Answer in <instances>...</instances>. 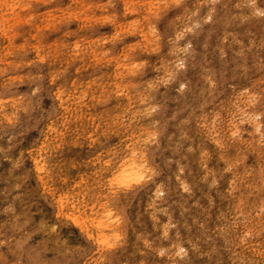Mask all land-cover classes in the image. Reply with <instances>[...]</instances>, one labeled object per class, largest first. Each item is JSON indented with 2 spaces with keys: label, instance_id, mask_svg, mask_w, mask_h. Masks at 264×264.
<instances>
[{
  "label": "rangeland",
  "instance_id": "rangeland-1",
  "mask_svg": "<svg viewBox=\"0 0 264 264\" xmlns=\"http://www.w3.org/2000/svg\"><path fill=\"white\" fill-rule=\"evenodd\" d=\"M262 132L264 0H0V264H264Z\"/></svg>",
  "mask_w": 264,
  "mask_h": 264
},
{
  "label": "bare ground",
  "instance_id": "bare-ground-1",
  "mask_svg": "<svg viewBox=\"0 0 264 264\" xmlns=\"http://www.w3.org/2000/svg\"><path fill=\"white\" fill-rule=\"evenodd\" d=\"M252 100V99H251ZM243 114V113H241ZM256 116L257 114H255L254 112L250 114V116H247V118L245 119L246 120V123H245V128H244V138L242 139H239L238 141H241V142H245L246 140H249V139H246L247 137H252L253 134H255V132L258 131V128H259V123L256 121ZM260 129V128H259ZM261 132H259L260 134ZM263 133V132H262ZM264 135V133H263ZM262 135V136H263ZM259 137V135H257ZM264 137V136H263ZM254 138V137H253ZM251 139V138H250ZM235 140V139H234ZM251 141V140H250ZM249 143L248 144H251L252 147H253V144L252 143ZM254 141V140H253ZM236 142V141H235ZM245 142V143H246ZM234 143V142H233ZM237 143V142H236ZM246 143V144H247ZM235 144V143H234ZM233 144V145H234ZM135 144H132V146H134ZM237 145V144H236ZM239 145V144H238ZM217 146H218V143L216 144V151H217ZM245 146V145H244ZM234 148V147H233ZM133 152H136V148L133 147ZM144 149V148H143ZM237 149V148H236ZM235 149V150H236ZM130 150V149H129ZM143 152V151H142ZM219 153V151H218ZM33 154V153H32ZM138 154V152H137ZM264 156V155H263ZM128 158V157H127ZM126 158V159H127ZM132 158V157H131ZM264 158V157H263ZM35 159V158H34ZM36 160V159H35ZM147 160V159H146ZM262 161V160H260ZM128 162V161H127ZM11 163V162H10ZM22 163V162H21ZM129 163V162H128ZM146 162H144L145 164ZM262 163V162H261ZM261 163H260V166H258V171H257V175L256 176H253V175H250L248 173H246V180L245 181H242V184L240 185L239 187V192H238V195H237V198L236 199H239L240 202L242 201L243 203V211L246 213V217H247V220L246 221V224L244 226L246 232L245 233H253V237H258L260 235V229L262 227V218L260 216V213L259 211L262 209V206L264 205V166H261ZM38 164V163H37ZM20 165V164H19ZM127 165V164H126ZM129 165V164H128ZM129 167L127 169L128 172L126 173H123V174H120V176L123 177V180L124 181H127L130 182L132 181V179L134 180L135 179H138V177L141 178V176L143 175L142 174V170H143V167L144 165L143 164H140L139 165V162L137 164V162L135 161H132V163L130 164V166H127ZM126 167V168H127ZM18 168V167H17ZM38 169V168H37ZM147 169V168H146ZM40 171V168L38 169ZM43 170V168H42ZM66 170V168H65ZM148 170V169H147ZM124 171L125 172V168L124 170H121V172ZM148 172V171H147ZM140 174V175H138ZM145 175V174H144ZM143 175V176H144ZM41 177V176H40ZM139 178V179H140ZM143 178V177H142ZM126 182V183H128ZM199 190V189H198ZM202 191V190H201ZM157 189L154 187L153 191H152V198L154 201H159V199L157 198L158 197V194H157ZM233 192L230 193L229 195L232 196ZM48 196V195H47ZM218 198L220 199H223L225 200V196L221 193V192H217V195ZM133 199V198H132ZM235 197H231V202H234L235 200ZM60 200V199H59ZM57 202V201H56ZM159 203H161L159 201ZM242 208V207H241ZM181 212V211H180ZM188 212V211H187ZM178 213V212H177ZM180 214V213H178ZM183 215V214H181ZM64 216V215H63ZM69 216V215H68ZM67 217V216H66ZM60 218V217H59ZM71 220H72V217H70ZM171 219V218H170ZM184 222V221H183ZM66 223V222H65ZM155 223V222H154ZM193 223V221H192ZM237 223V222H236ZM182 224H185V223H182ZM193 226V225H192ZM243 227V226H242ZM178 231V230H177ZM195 231V230H194ZM240 233V232H239ZM242 233V232H241ZM180 234V233H179ZM192 234V233H191ZM181 235V234H180ZM185 235H187L185 233ZM193 235V234H192ZM179 236V235H178ZM178 236L174 235L173 237V242L171 243V248L174 249V250H177V246L178 243ZM245 236V235H244ZM181 237V236H180ZM196 238V237H195ZM190 240V239H189ZM198 240V239H197ZM196 240V241H197ZM191 241V240H190ZM242 243H244V241H240ZM192 246V249L194 251H196L197 248L194 247V245L192 244H189ZM243 247L245 246V243L242 244ZM200 246V245H199ZM202 246V245H201ZM194 247V248H193ZM201 252V251H200ZM226 255V254H225ZM228 256V255H227ZM256 256V255H255ZM256 259L257 260H262L260 257L256 256ZM229 261V263L233 264L232 261L230 260H227ZM244 261V260H243ZM236 264V263H235ZM243 264H249L248 262L244 261ZM257 264H262V261H258Z\"/></svg>",
  "mask_w": 264,
  "mask_h": 264
}]
</instances>
